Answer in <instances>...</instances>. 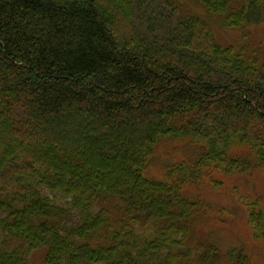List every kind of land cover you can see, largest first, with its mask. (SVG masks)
<instances>
[{
  "label": "trees",
  "instance_id": "1",
  "mask_svg": "<svg viewBox=\"0 0 264 264\" xmlns=\"http://www.w3.org/2000/svg\"><path fill=\"white\" fill-rule=\"evenodd\" d=\"M192 1L0 0V264H251L191 191L264 170V55L212 24L260 26L264 0ZM164 140L198 153L150 179Z\"/></svg>",
  "mask_w": 264,
  "mask_h": 264
},
{
  "label": "rangeland",
  "instance_id": "2",
  "mask_svg": "<svg viewBox=\"0 0 264 264\" xmlns=\"http://www.w3.org/2000/svg\"><path fill=\"white\" fill-rule=\"evenodd\" d=\"M183 3L185 12L204 14L201 6L192 0H183ZM212 24L218 41L223 45L246 47L250 51L260 50L264 55V22L249 30L227 29L219 17H213ZM197 153L195 146L189 141L164 140L157 147L147 176L150 179L163 180L169 166L195 159ZM212 175L219 182L217 186L209 178L191 193L202 195L213 213L222 214L225 223L206 226L203 230L204 236L215 242L224 254L245 246L250 251L251 264H264V244L255 241L243 203L258 199L264 206V170L253 169L244 174L229 175L212 172Z\"/></svg>",
  "mask_w": 264,
  "mask_h": 264
}]
</instances>
